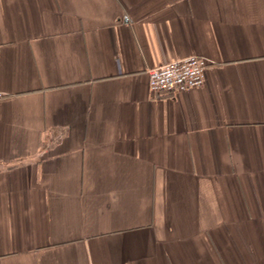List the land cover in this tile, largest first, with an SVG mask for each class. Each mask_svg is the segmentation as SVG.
Here are the masks:
<instances>
[{
	"label": "crops",
	"instance_id": "crops-1",
	"mask_svg": "<svg viewBox=\"0 0 264 264\" xmlns=\"http://www.w3.org/2000/svg\"><path fill=\"white\" fill-rule=\"evenodd\" d=\"M0 91V264H264V0H0Z\"/></svg>",
	"mask_w": 264,
	"mask_h": 264
},
{
	"label": "built area",
	"instance_id": "built-area-1",
	"mask_svg": "<svg viewBox=\"0 0 264 264\" xmlns=\"http://www.w3.org/2000/svg\"><path fill=\"white\" fill-rule=\"evenodd\" d=\"M210 62L204 56L190 55L151 68L148 71L150 92L176 96L200 87L204 84L205 71ZM3 95L0 91V101Z\"/></svg>",
	"mask_w": 264,
	"mask_h": 264
}]
</instances>
